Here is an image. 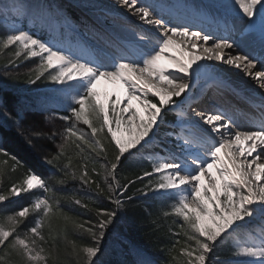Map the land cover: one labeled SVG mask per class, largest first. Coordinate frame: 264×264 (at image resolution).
I'll return each mask as SVG.
<instances>
[{"label": "snow or ice", "instance_id": "snow-or-ice-1", "mask_svg": "<svg viewBox=\"0 0 264 264\" xmlns=\"http://www.w3.org/2000/svg\"><path fill=\"white\" fill-rule=\"evenodd\" d=\"M119 3L140 21L152 25L159 35L137 31L135 40L122 42L117 54L109 57L100 50L60 38L61 29L73 27L60 7L44 0H37L35 7L0 0V16L6 18L11 14L17 21L27 20L52 32L49 39L42 40L19 23H13L10 30L0 35V52L12 49L6 67L18 68L21 58L36 59L24 82L35 85L43 78L56 86L54 90L64 98L66 112L58 117L65 122L62 132L32 130L26 136L28 144L34 146V139L48 138L55 143L59 135L58 151L44 158L59 175L46 178L28 171L19 182L4 190L3 178L8 168L15 172L23 165L16 156L0 150V156L7 158L0 161V205L22 193L33 194L27 206L13 212L0 211V264H68V257L75 264H98L106 231L117 217V210L124 209L122 197L129 185L135 183L128 180L122 184L118 178L122 158H127L126 154L135 156L151 144L159 126L165 123V109L180 108L202 82V91L212 87L232 89L230 81L201 61L215 60L239 69L264 89V70L257 69L258 63L264 64V55L258 59L249 53L226 51L240 47L233 38L236 35H240L241 42H255L258 34L264 48V0H223L195 7L166 5L157 0ZM192 18L199 21L196 29L189 22H179ZM237 18H242L245 25L239 32ZM217 31L222 34H214ZM178 37H184L186 43L178 45ZM197 51L201 54L195 55ZM162 60L171 64L173 70L161 67ZM12 75L5 72L6 77ZM19 75L16 73L15 78ZM102 82L116 87L102 93L98 90ZM185 93V101L173 99ZM253 95L259 99L253 105L255 116L239 110L197 112L207 128L197 121L181 119L179 131L167 133L177 142L179 153L161 149L150 154V170L136 177L140 181L151 178L138 189L141 195L152 193L170 200L162 216L173 218L171 224L176 230L169 226L168 232L179 238L170 246L159 248L168 257L164 264H213L217 242L229 239L233 241L232 259L220 260L216 256L220 264H264V95ZM177 114L185 115L183 111ZM22 119V113H17L18 127ZM51 119L45 116L46 121ZM241 119L250 127H241ZM81 124L88 131L79 127ZM97 158L107 162L100 163ZM74 159L79 163L74 164ZM98 163L100 171L96 168ZM50 181L57 186L79 181L89 191L94 186L95 197H103L117 210L89 208L75 193L60 194ZM88 199L95 204V199ZM133 199L127 197L129 202ZM69 201L95 211V221L78 222L63 207ZM151 223L157 230V220ZM78 233H86L91 243L80 244L70 239ZM61 242L70 245V249L62 247ZM135 264L151 261L138 260Z\"/></svg>", "mask_w": 264, "mask_h": 264}, {"label": "trees", "instance_id": "trees-1", "mask_svg": "<svg viewBox=\"0 0 264 264\" xmlns=\"http://www.w3.org/2000/svg\"><path fill=\"white\" fill-rule=\"evenodd\" d=\"M26 74L21 72L18 79L14 77L13 80L11 79L5 84H0V150L7 151L11 155L16 156L23 165V167L18 168L15 172H10L11 169L10 167L8 168L7 174L3 179V185L5 186L19 182L28 171L35 172L46 178L53 174L59 175L44 162L46 156L55 154L58 151L56 147L58 137H56L55 143L48 138L34 139V146H30L26 138H22L14 130L13 125L17 122V113H22L23 119L20 123H24L25 126L31 128V131H42L37 123L39 122L43 108L47 109L50 106L49 103L47 104L46 95L52 85L45 82L43 78L35 85H29L24 82ZM153 100L158 102L155 98ZM166 120L171 121L172 119L168 117ZM31 131L27 133L30 134ZM159 140L161 143L166 141L165 138H159ZM4 159L7 158L0 156V161ZM97 159H99L100 163L107 162L102 158ZM109 159H112L111 151H109ZM73 163L77 164L79 161L74 159ZM9 165H11L10 160ZM88 167L91 170V163H89ZM96 168L97 171H100L99 163L96 165ZM150 168V163L141 159L131 157L122 159L118 178L122 184L128 180L135 181L134 184L129 185L127 193L122 197L125 200V207L122 210H117L114 204L103 197H95L94 186L92 191H89V189L83 188L79 181H69L65 186H57L54 181H50L60 194L71 195L75 193L76 197L81 198L84 203L88 204L89 208L117 210V217L109 225L101 244V257L108 252V247L112 243H114V246L119 251L118 253L121 255L120 261H117V258L114 261L109 260L110 264H135L138 260H148L151 261V264H164L168 257L164 252L159 251V248L170 246L174 239L179 238H173L168 232L169 226L176 230L175 225L171 224L173 218L169 217L165 219L162 216V210H165L170 202L169 198L152 193L148 196H143L138 192V189H142L144 184L151 178H145L143 181H140L136 180V177L141 175L143 171L150 170ZM94 178L101 179L100 177ZM128 196H133L134 199L129 202L127 201ZM88 197L95 199V204L90 203ZM32 199V193H22L20 197H13L10 201H12L14 206L21 207L27 206ZM63 207L65 211L80 223H84L85 221L94 222L96 219L95 211H89L70 201L64 203ZM153 219L157 220V224L159 225L155 231L154 228L156 226L151 223ZM71 238L76 239L80 244L91 243L86 233H78L75 236H70ZM61 246L70 249V245H65L63 242H61ZM218 251L220 260L231 259L229 256L231 248L227 244L221 245ZM118 257L120 258L119 255ZM70 258L68 257L69 264H75ZM98 263H100V260H98ZM213 264H220V261L215 259Z\"/></svg>", "mask_w": 264, "mask_h": 264}, {"label": "bare ground", "instance_id": "bare-ground-1", "mask_svg": "<svg viewBox=\"0 0 264 264\" xmlns=\"http://www.w3.org/2000/svg\"><path fill=\"white\" fill-rule=\"evenodd\" d=\"M30 5L32 7H35L37 0H29ZM204 2L206 4L208 3H222L223 0H157L158 3H164V4H171V5H188L189 7H195L197 4L196 2ZM45 3H57L62 4L66 6H71V10H78V16L73 11H70L69 14L71 18H73L76 21V25L73 26V28L69 29L70 31H74L76 34H78V38L82 39L80 41L76 40L73 36H69L71 39H65L62 38V40L69 42L71 44H79L83 45L87 48L100 50L103 54L104 49L106 48L108 50V53H112L113 56H115L116 49L118 47H122V42H128L136 39L135 32L140 30H147L150 33H153L155 35H159L158 31L152 26L147 25L143 21H140L139 17L137 15H133L132 11H130L126 6H121L119 3V0H44ZM145 0H140V3H144ZM181 2V4H179ZM61 5V6H62ZM57 6V5H56ZM137 6H140L139 4ZM59 7V6H58ZM91 7V8H90ZM67 13V12H66ZM154 16H156V12L153 13ZM0 18L3 19L4 23L7 24L9 29H11L12 26H9L10 24L13 25V23L16 22V18L13 17L11 14L8 17L0 16ZM77 19L79 21H82L83 26H81L80 23H78ZM21 21V26L25 27L27 30L32 32L35 36L41 38L42 40H47L52 35V32L46 28H41L39 25L33 26L29 22L25 23V21ZM90 23V25H96L99 28H93L88 27L86 24ZM192 19H189L188 21H179V22H189L193 29H196L198 24L192 23ZM25 23V24H24ZM1 24V22H0ZM235 25H241L240 30L244 28V20L242 18L235 19ZM63 31V29H61ZM240 45L239 48L234 49H227V52L232 53H249L250 56L260 58L262 55H264V48H262L260 41H259V35L257 34L255 42H249L245 40L244 42H241L240 35H236L233 37ZM186 43V40L184 37H178L177 38V44ZM211 45V41L209 42V45ZM180 49L177 48L176 52L179 53ZM195 55H200L201 53L197 51L194 53ZM111 57V56H109ZM186 59V54H185ZM202 63H208L213 68L217 70V72L231 82L232 89L229 90H218L216 87L212 88H206V90L202 91V86H197L192 91L191 98L185 101V97L188 95L187 93L182 94L183 99L181 101H185L183 104H181L180 108L176 109V111H183L185 114L184 117H181L178 115V118L176 115L168 114L165 117V120L169 117L171 119H175L173 124H170L171 126L164 127L167 131H179V128L177 127L181 121V119H187L193 121L192 118L195 117L196 113L199 111H205V112H214L218 109L217 103L222 105L224 108L228 109H235L236 111H242L246 112L249 111L252 112L255 108H253L254 104L251 106L252 102H259V99L257 96H254V93L262 94L264 95V89H261L254 80L251 79V77L246 76L241 70L230 67L228 65H224L220 63L219 61H201ZM161 67H165L168 70H173L172 65L169 64L167 61H161L160 62ZM264 68V64H257V69L261 70ZM257 69H253V71H256ZM116 86L107 83L102 82L98 89L105 92H111ZM120 95H124V91L122 88L119 89ZM177 97H173V99H176ZM133 105L135 107H138L136 105V102L133 101ZM195 110V111H194ZM197 111V112H196ZM178 112V113H179ZM143 115V112H141ZM172 115V116H171ZM201 120V118H199ZM198 121L201 126L207 128V125H203L202 120ZM169 125V123H168ZM241 127L248 128L250 127V124H240ZM160 135L159 133H156L155 136ZM167 136V134H166ZM170 139V142L172 147L175 148V151L179 153L180 149L177 146V142L174 138L168 137ZM251 159V158H249ZM215 172V170H212ZM255 226H259L258 222H253Z\"/></svg>", "mask_w": 264, "mask_h": 264}, {"label": "rangeland", "instance_id": "rangeland-1", "mask_svg": "<svg viewBox=\"0 0 264 264\" xmlns=\"http://www.w3.org/2000/svg\"><path fill=\"white\" fill-rule=\"evenodd\" d=\"M3 2L5 3H9L11 4L12 2H14V0H3ZM15 2L19 3V4H22L23 6L25 7H29L31 6L30 5V1L29 0H15ZM52 5L55 7L56 5L59 6L65 13L66 15L68 16L69 20L72 22V25H76V21L70 17L71 14H69L70 11H73L70 9L71 6H66V5H62V4H57V3H52ZM62 5V6H61ZM91 8V7H90ZM74 13H76V15L78 16V10L76 11V9L73 11ZM22 21H25V23H28L27 20H23ZM78 23L81 24V26H83V23L82 21H79L77 19ZM0 35L2 34H5L9 29V27L7 26L6 23H4L3 19L0 18ZM86 24L88 27H93V28H99L97 27L96 25H90V23H87V21H85ZM15 23H19L21 25V21H17ZM24 23V24H25ZM9 26H12V24H10ZM73 28V27H72ZM46 30H48L46 28ZM69 36H73L76 40L80 41L82 39L78 38V34H76L74 31H70V30H64L61 31V39L62 38H65L67 39H70ZM71 41V39H70ZM81 42V41H80ZM12 52V49H8V50H5L3 52H0V84H5L8 80H13V78L15 77V74L16 73H28L30 69H33L34 66L36 65L37 63V60L36 59H30V60H23V58H21L20 61H17V63L19 64V67H6V64H7V61L11 58L9 53ZM5 72H11L13 75L12 76H9V77H6L5 76ZM50 84V83H49ZM52 85V84H50ZM55 87L54 85L51 86L50 90H48L49 92L47 93V104L49 103L50 106L47 107V109L43 108V112L41 114V117L39 118V122L37 123L38 127L44 131V132H47V133H51L53 130H55L57 133H60L62 132L63 128L65 127V122L60 120L58 117L60 115H65L66 112L64 111V98L61 97L57 92H55ZM99 91H101L100 89H98ZM103 93V91H101ZM155 98V97H154ZM183 98V97H182ZM157 99V98H156ZM49 100V101H48ZM158 101V100H157ZM165 111L168 112V114H172L174 113L175 111H168V109H165ZM184 111V110H183ZM179 111H176L174 114L172 115H176L177 118H178V113ZM167 114V115H168ZM171 115V116H172ZM45 116H49V117H52L51 120L49 121H46L45 120ZM176 116H175V119L173 120V123L174 121L176 120ZM172 122H169V125H168V122H166L165 120V123L161 124L159 126L160 130L159 134H165V132H167L166 129H164V127H169L171 126L170 124H173ZM14 130L20 134V136L22 138H26V136H28L29 134V131H31V128H28L27 126L24 125V123H20L19 124V127L17 125V122L14 123ZM79 127L81 128H85L86 131H88L86 129V126L84 125H79ZM28 132V133H27ZM170 131L168 130L167 133H169ZM26 133V134H25ZM57 142H56V147H57V144L60 143V137L59 135L57 136ZM170 137V136H168ZM173 138V137H172ZM165 143V144H164ZM164 143H160L159 142V135L157 136H154L152 138V143L151 144H148L146 145L144 148L140 149L135 156H132V155H128L126 154V157H131V158H134V159H141L143 161H146V162H149L148 160V156L150 154H153V153H156V152H160L161 149H164V150H171V151H175V148L172 147L171 143H169L168 141L164 142ZM176 152V151H175ZM123 159V158H122ZM45 162V161H44ZM150 163V162H149ZM151 165V164H150ZM121 167V166H120ZM120 167L118 168V171H117V176H118V173H119V169ZM12 172V171H10ZM4 179V178H3ZM9 183V182H8ZM3 184H4V181H3ZM8 185V184H7ZM11 185H8V186H5L3 185V189L6 190L8 187H10ZM22 207V206H21ZM21 207L19 206H14V204H12V201H8V202H5L3 205H0V211H3V212H13L15 210H19ZM32 218H30L31 220ZM116 219V218H115ZM243 231L241 232V235H243ZM218 244V247L216 248V253L215 255H212V261L214 262L215 259H216V256L219 255V251L218 249L221 247V245L223 244H227L228 247L230 246L231 248V251L233 250V241L231 239L229 240H226L224 241L223 243H221L220 241L217 242ZM111 246L108 247V252H106L103 257H101V253H99L98 255V260H100V263L98 264H110L109 260L111 261H114V259L116 260L117 258V261L121 259V255L120 253H118V249L116 248V246H114V243L110 244ZM118 255L120 256V258L118 257ZM230 258L232 259L231 257V254L229 255ZM71 259V258H70ZM68 264H69V261H68Z\"/></svg>", "mask_w": 264, "mask_h": 264}]
</instances>
